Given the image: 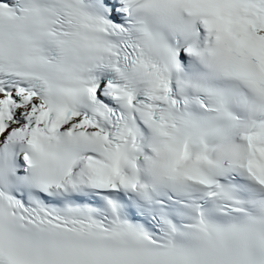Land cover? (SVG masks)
<instances>
[{"label": "snow or ice", "instance_id": "obj_1", "mask_svg": "<svg viewBox=\"0 0 264 264\" xmlns=\"http://www.w3.org/2000/svg\"><path fill=\"white\" fill-rule=\"evenodd\" d=\"M0 264H264V0H0Z\"/></svg>", "mask_w": 264, "mask_h": 264}]
</instances>
